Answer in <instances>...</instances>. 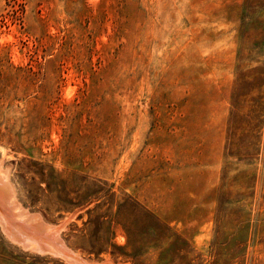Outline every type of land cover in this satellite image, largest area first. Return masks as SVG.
Instances as JSON below:
<instances>
[{
	"label": "rangeland",
	"instance_id": "rangeland-1",
	"mask_svg": "<svg viewBox=\"0 0 264 264\" xmlns=\"http://www.w3.org/2000/svg\"><path fill=\"white\" fill-rule=\"evenodd\" d=\"M0 161L88 264H264V0H0Z\"/></svg>",
	"mask_w": 264,
	"mask_h": 264
},
{
	"label": "bare ground",
	"instance_id": "bare-ground-1",
	"mask_svg": "<svg viewBox=\"0 0 264 264\" xmlns=\"http://www.w3.org/2000/svg\"><path fill=\"white\" fill-rule=\"evenodd\" d=\"M1 161L0 227L8 239L29 250L50 251L56 255L59 254L73 264H88L62 243L55 226L44 225L40 216L28 215L27 210L18 204L11 189L7 171L2 168Z\"/></svg>",
	"mask_w": 264,
	"mask_h": 264
}]
</instances>
